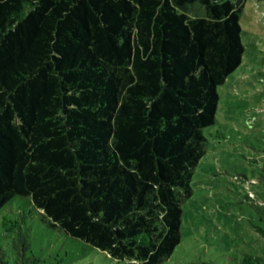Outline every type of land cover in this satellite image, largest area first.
I'll list each match as a JSON object with an SVG mask.
<instances>
[{
  "label": "trees",
  "instance_id": "trees-1",
  "mask_svg": "<svg viewBox=\"0 0 264 264\" xmlns=\"http://www.w3.org/2000/svg\"><path fill=\"white\" fill-rule=\"evenodd\" d=\"M242 1L0 0V210L28 197L117 262L170 257L217 88L242 61ZM3 225L29 264L27 229Z\"/></svg>",
  "mask_w": 264,
  "mask_h": 264
},
{
  "label": "rangeland",
  "instance_id": "rangeland-1",
  "mask_svg": "<svg viewBox=\"0 0 264 264\" xmlns=\"http://www.w3.org/2000/svg\"><path fill=\"white\" fill-rule=\"evenodd\" d=\"M241 64L218 86L215 123L181 193L180 243L159 264H240L245 254L264 257V0H243ZM197 15L204 10L196 5ZM247 197H250V201ZM27 229L29 264H134L117 262L90 245L40 221L28 197L15 196L0 210V248L7 264H21L14 232L4 218ZM137 264V263H136Z\"/></svg>",
  "mask_w": 264,
  "mask_h": 264
}]
</instances>
